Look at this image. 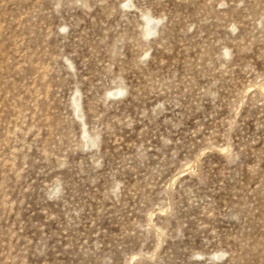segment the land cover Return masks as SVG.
Masks as SVG:
<instances>
[{"label":"rangeland","instance_id":"1","mask_svg":"<svg viewBox=\"0 0 264 264\" xmlns=\"http://www.w3.org/2000/svg\"><path fill=\"white\" fill-rule=\"evenodd\" d=\"M0 264H264V0H0Z\"/></svg>","mask_w":264,"mask_h":264},{"label":"bare ground","instance_id":"2","mask_svg":"<svg viewBox=\"0 0 264 264\" xmlns=\"http://www.w3.org/2000/svg\"><path fill=\"white\" fill-rule=\"evenodd\" d=\"M150 28V27H149Z\"/></svg>","mask_w":264,"mask_h":264}]
</instances>
